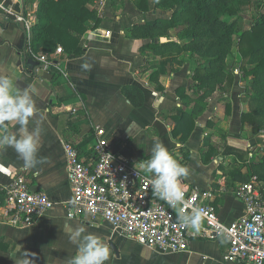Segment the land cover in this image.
Returning a JSON list of instances; mask_svg holds the SVG:
<instances>
[{"label": "crops", "instance_id": "0c3cea01", "mask_svg": "<svg viewBox=\"0 0 264 264\" xmlns=\"http://www.w3.org/2000/svg\"><path fill=\"white\" fill-rule=\"evenodd\" d=\"M118 1L122 0H93L88 5L96 12V17L87 22L82 36L86 52L77 58L54 53L52 56L60 63V71L26 58L27 53L33 56L28 46L31 37L17 18L33 19L34 26L39 0H0V76L12 78L21 90L29 86L35 89L39 111L28 127L42 128L38 156L48 161L36 169H26L13 148L0 147V164L14 173H24L32 190L44 193L54 202L47 214L27 227L5 223L0 209V240L10 247L0 249V264H14L12 254L19 256L24 250L34 254L30 256L34 264H65L76 252V246L63 230L65 223L84 226L89 233L104 238L111 249L108 264H239L224 260L229 250L225 241L197 239L185 252L163 253L115 232L108 223L94 222L90 217H67L66 206L72 201L73 193L67 177L65 144L75 145L80 158L90 162L97 141L96 127L106 132L113 152L142 173L138 164L150 157L155 142H163L178 159L183 158L180 149H188L190 160L186 166L190 172L183 183L186 187L211 189L212 204L227 224L242 217L245 206L234 194L243 182L234 181L229 171L227 174L220 169L230 163L232 157L225 158L221 152L229 146L247 151L249 158H255L264 149V133L255 135L248 123L242 126V113L248 112L249 106L243 102L247 82L243 81L241 71L238 75L234 73L235 82L229 91H217L209 98L186 144L172 135L175 126L172 117L192 112L193 104H184L177 90L194 84V69L199 60L187 53L178 57L183 62L179 65L170 56H153L150 52L143 55L141 47L149 41L131 39L127 31L137 23L169 19L172 12L155 9L151 1L150 11L142 13L135 8V0L122 1L118 9ZM106 32H111L109 38ZM164 38L165 43H180L174 30ZM235 56L239 61L240 55ZM152 63L155 67H149ZM44 66L53 67L60 74L58 85H53V75ZM155 71L159 76L153 79ZM127 86L142 91L141 108H135L123 94L122 88ZM188 94L193 98L191 92ZM58 107L76 112L57 113L54 108ZM16 129V125H9L7 131ZM208 145L215 146L220 153L206 165L202 149ZM10 182V178L0 173V202L3 201L2 189ZM18 246H21L19 250Z\"/></svg>", "mask_w": 264, "mask_h": 264}, {"label": "trees", "instance_id": "16d2710c", "mask_svg": "<svg viewBox=\"0 0 264 264\" xmlns=\"http://www.w3.org/2000/svg\"><path fill=\"white\" fill-rule=\"evenodd\" d=\"M92 1L39 0L37 21L32 27L28 45L32 52L35 55L52 56L58 47H62L67 57L83 56L86 47L82 36L87 30L86 24L96 17V12L88 6ZM151 1L155 9L170 11L172 16L130 27L127 31L129 38L149 41L141 47V53L170 56L179 65L183 62L178 57L183 54L189 53L199 60L194 69V84L177 90L184 104H193L192 112L172 117L175 123L172 135L180 137L179 141L186 144L195 130L197 118L206 110L209 98L217 91L226 92L231 89L236 69L241 71L243 81L247 82L243 102L248 104L249 111L242 113V126L248 123L255 135L264 133V0H135L134 6L140 12L147 13ZM251 6L258 9L259 13L250 23L244 14ZM171 30L176 32L180 43H161L160 40L168 37ZM235 49L240 55L239 61ZM26 58L35 61L29 53ZM149 67H155L154 63L149 64ZM49 71L53 75V85H58L60 74L53 67ZM158 76L156 71L153 72V79ZM122 92L135 108L143 106L144 95L140 89L127 86L122 88ZM188 92L192 93L194 99ZM228 112L231 113L230 107ZM184 148L180 149L182 159L174 156L186 165L190 160V151ZM219 153L215 146L204 147L203 163H212ZM221 154L225 158L232 157L230 163L220 169L225 173L229 171L234 181L248 182L257 177L259 182L264 183V149L255 158H249L247 151L229 146ZM0 249L9 250L10 247L0 240Z\"/></svg>", "mask_w": 264, "mask_h": 264}, {"label": "built area", "instance_id": "2783aa9c", "mask_svg": "<svg viewBox=\"0 0 264 264\" xmlns=\"http://www.w3.org/2000/svg\"><path fill=\"white\" fill-rule=\"evenodd\" d=\"M17 20L23 22L30 38L33 19ZM110 36L111 32H106V37ZM29 52L38 62L62 71L54 56L35 55L30 48ZM55 54L63 55V48L58 47ZM234 73L238 75L240 71L236 69ZM54 109L57 113L76 112L64 107ZM96 138L94 158L88 163L81 160L75 145L65 144L67 177L73 193L66 206L69 219L90 217L94 222L108 223L115 232L163 253L185 252L197 239L225 241L229 245L225 261L264 264V190L257 177L240 183L234 190L244 203L245 213L230 224L220 219L212 204L211 189L186 187L185 211L200 206L206 213L199 231H195L182 227L169 203L153 196L146 175L113 152L106 132L100 127H96ZM0 173L11 179L2 189L0 202L5 223L27 227L54 207L47 195L32 190L24 173H14L1 164Z\"/></svg>", "mask_w": 264, "mask_h": 264}, {"label": "clouds", "instance_id": "9594fccd", "mask_svg": "<svg viewBox=\"0 0 264 264\" xmlns=\"http://www.w3.org/2000/svg\"><path fill=\"white\" fill-rule=\"evenodd\" d=\"M38 111L34 88L29 86L21 90L12 78L0 76V147L13 148L26 169H36L48 162L47 158L38 156L42 128L28 127ZM9 125H16V131L8 132ZM150 153V157L138 165L146 175L153 196L169 203L177 212V221L182 227L199 231L205 209L193 206L185 211L188 205L183 181L189 176V167L175 158L163 142H155ZM63 230L76 246L75 254L67 258L65 264H108L111 249L104 238L89 233L84 226L65 223ZM33 255L24 250L19 256L13 253L11 258L14 264H34L30 258Z\"/></svg>", "mask_w": 264, "mask_h": 264}, {"label": "rangeland", "instance_id": "374dc122", "mask_svg": "<svg viewBox=\"0 0 264 264\" xmlns=\"http://www.w3.org/2000/svg\"><path fill=\"white\" fill-rule=\"evenodd\" d=\"M118 2H117L118 3L117 6H118V9H119V7L121 8V5L123 4V2L122 1H118ZM258 13H259L258 9H256L255 7L251 6V7H248L246 9V12H245L244 15H245L246 19L248 20V22L251 23V21H254V19H256ZM234 53L238 54L236 49H235Z\"/></svg>", "mask_w": 264, "mask_h": 264}, {"label": "water", "instance_id": "95a60500", "mask_svg": "<svg viewBox=\"0 0 264 264\" xmlns=\"http://www.w3.org/2000/svg\"><path fill=\"white\" fill-rule=\"evenodd\" d=\"M161 42L165 43V42H167V39H166V38H162V39H161ZM43 68H44L45 70H48V69H49L47 66H44Z\"/></svg>", "mask_w": 264, "mask_h": 264}]
</instances>
